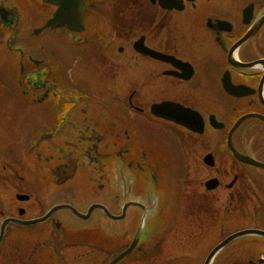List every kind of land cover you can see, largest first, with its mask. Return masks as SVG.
Listing matches in <instances>:
<instances>
[{
    "label": "flooded vegetation",
    "instance_id": "flooded-vegetation-1",
    "mask_svg": "<svg viewBox=\"0 0 264 264\" xmlns=\"http://www.w3.org/2000/svg\"><path fill=\"white\" fill-rule=\"evenodd\" d=\"M57 11L42 0H0V90L23 100L18 124L0 122V186L10 190L0 194V264H206L228 236L264 231V167L238 160L227 146L239 117L264 116V0H83L82 28H48L50 49L42 53L28 40L31 23L41 21V27ZM82 76L97 84V96L79 87ZM164 101L197 112L204 130L217 135L210 176L178 190L172 219L163 188L137 183L140 175L155 173L158 186L143 140L152 129L167 130L169 122L151 112ZM24 115L38 121L31 126ZM211 115L223 123L220 129L209 124ZM62 142L73 152L59 155L64 160L54 171L42 177L20 171L22 158L52 156ZM231 142L264 164L262 119H244ZM82 158L100 169L116 161L127 172L76 173ZM122 174L130 189L116 187ZM97 176L107 185L89 187ZM81 177L88 187L74 186ZM41 179L56 189L43 196ZM210 179L212 189L206 187ZM151 201L153 218L141 221ZM60 205L68 207L24 223ZM248 237L260 241L259 250L247 259L237 247L225 264L260 263L264 237L230 243Z\"/></svg>",
    "mask_w": 264,
    "mask_h": 264
},
{
    "label": "rangeland",
    "instance_id": "rangeland-1",
    "mask_svg": "<svg viewBox=\"0 0 264 264\" xmlns=\"http://www.w3.org/2000/svg\"><path fill=\"white\" fill-rule=\"evenodd\" d=\"M41 21L38 22V24L41 25ZM37 25L33 26V22L31 23V28H33V32L39 27ZM29 28V25L27 29ZM31 42L34 43V45H40L41 46V52L42 53H48L49 52V30L46 29L42 31L41 33H34L33 36L29 37ZM4 67H11L12 65L5 61L3 63ZM5 76V75H3ZM79 87L83 89V91H87L88 94L97 96V84L87 79L85 76L80 77L78 79ZM0 105L5 109V114L0 113V122L7 123V124H18L19 123V115L18 112L23 108V100L22 97H10L6 96L2 90H0ZM13 115V116H12ZM24 121L26 123H30L31 126H33L37 121L38 118L34 115H24ZM51 124V122H48ZM40 127L43 129L46 125V119L40 120L38 122ZM144 128V127H141ZM168 131H163L162 133L155 131L152 129L151 135L149 137V140H143L145 141L144 150L147 152V163L150 167V170H154L156 173L158 172V186L156 187L157 183L155 182V176H149L146 175H140V177L137 179V183L140 188L146 187V189H152V188H163L164 197V210H169V219L174 215L176 212V203L175 195H178V190L184 188V189H192L197 186V183H202L203 179L210 176L211 170L204 166V164L201 161L202 156L212 151L216 145L215 139L217 138V135L211 130L206 129L205 133L196 135V134H189L187 131L179 128L174 127L170 124H168L167 127ZM75 135V133H73ZM12 136V137H11ZM10 140L14 139V135L10 133ZM74 137V136H73ZM9 140V141H10ZM75 140V138H74ZM148 142V143H147ZM75 143V141H74ZM77 143V142H76ZM13 147H17V143L10 144ZM192 145H195V149L192 151L190 147ZM54 146V145H53ZM10 149H15L11 146H8ZM75 148V147H74ZM53 149H55L53 151ZM45 151V150H44ZM70 150L69 147L66 146L64 142L60 144V146H54L51 149V155H49V151H45L42 157L38 161H34L33 159L29 162H27L26 159L22 158V162L19 163L20 171L22 168L24 170H28L30 172H37L40 173L39 176L42 177L44 173L48 171H54L56 167L59 165L60 162H63L64 158L60 157L59 155H65L69 153ZM21 150H16L15 154L20 156ZM44 155L46 157H44ZM77 154H74V157H76ZM198 158V159H197ZM81 162L78 165V168L76 169L77 172H91V171H103L105 173H112L113 171L123 172L126 174L127 170H124L123 167L121 168L120 164L116 161L113 162L112 165H107L106 167L103 165V168H96L95 164L90 163L85 158H82ZM78 161L79 157H78ZM83 161V162H82ZM220 167L226 166V164H219ZM122 174L120 178H118L115 182L116 187L122 189H130L131 188V181L130 179H127ZM39 177L38 175H36ZM84 177H81L79 181H73L74 186L77 188H83V187H97L99 184H104V186L107 185L108 180L106 179H100V177H96L94 182L88 186H86V181L83 179ZM48 182L46 180H40L41 188H42V195H47L48 193H51L56 189V185H48ZM10 193V190L7 188H3L0 186V194H8ZM168 195L171 197L168 198ZM152 201L153 198L151 197ZM152 201L149 204L148 211L145 213L143 212L138 217L139 219H143L145 221L146 219L153 218V215L156 211V205L152 204ZM188 209V207H186ZM179 209H181L179 207ZM59 212H62L63 210H59ZM175 217V216H174ZM172 219V218H171ZM185 228L188 226H191L189 224V220H184ZM245 225L248 223H244ZM247 226V225H246ZM213 240V239H212ZM211 241V240H210ZM208 243H205V247L209 246ZM260 241H258L255 238L248 237V239H245V241H241V243L233 242L229 245L222 248L217 255L215 264H225L227 262V259L229 257L234 256L235 249L238 247H242L243 255L247 259L252 257L253 254H255L258 250L260 244ZM210 244H213L210 243ZM204 247V248H205ZM244 261V260H243ZM229 262V260H228Z\"/></svg>",
    "mask_w": 264,
    "mask_h": 264
},
{
    "label": "water",
    "instance_id": "water-1",
    "mask_svg": "<svg viewBox=\"0 0 264 264\" xmlns=\"http://www.w3.org/2000/svg\"><path fill=\"white\" fill-rule=\"evenodd\" d=\"M43 2H49V3H54L58 6V11L54 14L53 17L49 18L46 22V24L41 28L38 29V31L48 28V27H54V26H61V25H67L71 29H78L77 27L81 25V19H82V4L83 0H42ZM249 64H242L241 66H248ZM151 111L154 115L156 116H161L163 118H166L168 120L174 121L180 125H183L187 127L188 129L195 131V132H202L203 131V120L201 116L193 112L189 109H185L179 104H175L172 102H163L160 104L153 105L151 107ZM258 116V115H257ZM247 117L246 115L242 116L239 118L231 131L229 132L228 135V146L229 148L233 151L234 155L241 161L249 162L255 165L259 166H264L263 164H260L253 159L243 156L239 154L232 146L231 144V133L232 131L239 125V123ZM262 119L264 117L259 116ZM210 123L212 125H218L221 126V123L216 122L214 119H210ZM204 162L208 165H213V159H212V154L209 153L205 156ZM62 206H58L56 208H59ZM54 208V209H56ZM49 214V213H48ZM47 214V215H48ZM45 215L44 217L37 219V220H43L44 218L47 217ZM34 221H27L26 223H31ZM248 233H255V234H262L264 235V231H259V230H244L241 231L240 233H237L229 238H227L225 241L220 243L217 247H215L209 256H212L219 248L224 246L227 242L232 240L234 237L243 235V234H248Z\"/></svg>",
    "mask_w": 264,
    "mask_h": 264
}]
</instances>
